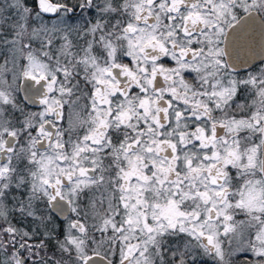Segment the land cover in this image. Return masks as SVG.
<instances>
[{
	"label": "snow or ice",
	"instance_id": "6c2138e0",
	"mask_svg": "<svg viewBox=\"0 0 264 264\" xmlns=\"http://www.w3.org/2000/svg\"><path fill=\"white\" fill-rule=\"evenodd\" d=\"M0 264H264V0H0Z\"/></svg>",
	"mask_w": 264,
	"mask_h": 264
}]
</instances>
